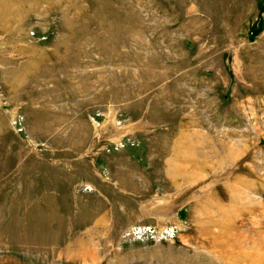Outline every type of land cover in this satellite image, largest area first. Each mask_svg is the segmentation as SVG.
I'll return each mask as SVG.
<instances>
[{
    "label": "rangeland",
    "instance_id": "374dc122",
    "mask_svg": "<svg viewBox=\"0 0 264 264\" xmlns=\"http://www.w3.org/2000/svg\"><path fill=\"white\" fill-rule=\"evenodd\" d=\"M0 264H264V0H0Z\"/></svg>",
    "mask_w": 264,
    "mask_h": 264
}]
</instances>
